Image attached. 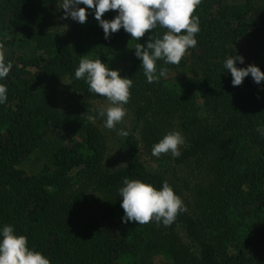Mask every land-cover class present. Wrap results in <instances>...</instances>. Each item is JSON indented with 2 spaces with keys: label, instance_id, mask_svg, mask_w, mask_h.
I'll return each mask as SVG.
<instances>
[{
  "label": "trees",
  "instance_id": "trees-1",
  "mask_svg": "<svg viewBox=\"0 0 264 264\" xmlns=\"http://www.w3.org/2000/svg\"><path fill=\"white\" fill-rule=\"evenodd\" d=\"M56 1L0 0V43L13 63L0 81L8 87L0 104V227L12 225L50 264H264V81L257 85L249 76L233 87L223 69L226 58L239 55L244 64L237 67L255 65L264 73L258 65L264 0H201L193 13L200 27L196 47L179 64L157 61L153 83L134 49L167 29L157 27L139 41L121 29L105 40L88 15L86 23L67 19L66 29L53 33L44 14ZM84 55L108 65L122 55L121 75L133 80V130L145 146L152 149L170 131L183 134L173 163H197L206 177L192 207L140 161L132 132L123 138L126 166L104 168L103 136L88 117L101 111L91 100L107 98L75 79ZM61 77L80 96L62 111L44 94L45 82ZM54 137L62 140L56 147ZM125 179L156 189L168 182L187 211L168 226L123 223L118 189Z\"/></svg>",
  "mask_w": 264,
  "mask_h": 264
},
{
  "label": "clouds",
  "instance_id": "clouds-1",
  "mask_svg": "<svg viewBox=\"0 0 264 264\" xmlns=\"http://www.w3.org/2000/svg\"><path fill=\"white\" fill-rule=\"evenodd\" d=\"M200 3L201 0H62L64 15L61 19L84 24L88 15H92L102 29L105 40L121 29L137 41L157 27L167 29L162 38L154 39L149 35L144 44L138 43L134 49L146 81L153 83L158 78L157 61L179 64L187 51L196 47L195 37L200 27L199 18L193 13ZM110 10L116 13L113 18H102ZM6 56L7 48L0 43V81L13 68L12 61L7 60ZM80 57L75 79L84 80L89 91L107 98L110 104L106 110L98 111L88 119L95 122L102 117L105 128L115 129L127 115L125 105L130 99L133 80L122 76L120 70L110 69L99 58L89 59L87 55ZM238 64H244V58L239 55L228 57L223 63L225 72L231 74L233 87L240 86L249 76L257 85L264 81V73L258 66L237 67ZM159 75H164V70ZM7 93V85L0 83V104L7 101ZM118 135L126 137L129 133L119 129ZM184 144L185 138L180 131H170L153 145L151 155L159 158L161 154L170 152L173 158H179L180 148ZM118 196L124 213L121 217L123 223L146 224L155 220L168 226L179 213L187 211L183 200L166 181L160 189H156L141 180L125 179L123 186L118 189ZM0 264H50V260L41 252L31 249L28 238L17 234L12 225H4L0 227Z\"/></svg>",
  "mask_w": 264,
  "mask_h": 264
},
{
  "label": "rangeland",
  "instance_id": "rangeland-1",
  "mask_svg": "<svg viewBox=\"0 0 264 264\" xmlns=\"http://www.w3.org/2000/svg\"><path fill=\"white\" fill-rule=\"evenodd\" d=\"M239 0H230V2H238ZM62 0H57L53 4L47 6L45 10L44 24L46 29L53 33H62L66 29L67 20L61 19L64 15L61 9ZM258 65L264 70V56L259 61ZM109 68L113 70H121L123 68L122 55H114L109 62ZM121 72V71H120ZM44 94L58 110H64L74 105L80 100V96L75 94L70 85L69 77H61L55 80H49L44 84ZM91 102L100 110H106L110 106L108 100L97 99ZM127 115L123 121L116 125L115 129L109 130L104 127V122L91 123L98 128L103 136L105 144V154L103 166L106 170L113 171L124 167L128 163V154L124 144V137L118 135L119 129H125L128 133H134L140 142V161L148 168V170L163 174L165 178L177 188L183 200L192 207L194 201L195 189L200 185H205V172L197 163H186L184 165H175L171 159V153L161 154L159 158L151 155L152 149L145 146L139 137V132L134 128V110L127 103L125 105ZM62 140L60 138H52L53 147L58 146ZM29 162L26 163V165ZM183 235V232L180 233ZM155 264H161L157 261Z\"/></svg>",
  "mask_w": 264,
  "mask_h": 264
}]
</instances>
